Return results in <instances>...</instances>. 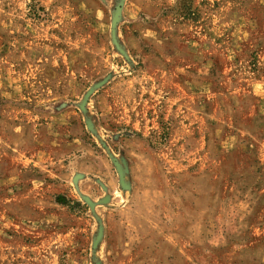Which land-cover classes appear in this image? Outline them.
<instances>
[{
    "label": "rangeland",
    "instance_id": "obj_1",
    "mask_svg": "<svg viewBox=\"0 0 264 264\" xmlns=\"http://www.w3.org/2000/svg\"><path fill=\"white\" fill-rule=\"evenodd\" d=\"M0 264H264V0H0Z\"/></svg>",
    "mask_w": 264,
    "mask_h": 264
}]
</instances>
